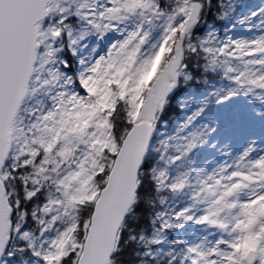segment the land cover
Listing matches in <instances>:
<instances>
[{
	"label": "snow or ice",
	"instance_id": "6c2138e0",
	"mask_svg": "<svg viewBox=\"0 0 264 264\" xmlns=\"http://www.w3.org/2000/svg\"><path fill=\"white\" fill-rule=\"evenodd\" d=\"M240 7L0 0V264H264V35L227 27L264 7Z\"/></svg>",
	"mask_w": 264,
	"mask_h": 264
},
{
	"label": "rangeland",
	"instance_id": "374dc122",
	"mask_svg": "<svg viewBox=\"0 0 264 264\" xmlns=\"http://www.w3.org/2000/svg\"><path fill=\"white\" fill-rule=\"evenodd\" d=\"M255 5L252 7H243L239 10L237 13L238 16L242 17L245 14H249L252 11L259 12V9L261 7H264V0H256ZM264 19L261 17H251L250 22L245 24H239L236 22H233L232 24H228L227 27L229 29L228 34L233 35L236 38H248L251 39L253 37H258L260 35H264V29H261L257 27V25L260 24V20ZM223 35H224V29H223ZM223 35L221 37H223ZM253 106L259 110V102H253ZM236 143L238 144L237 148L240 146V141L237 140ZM236 147V146H234ZM196 235H199L197 232Z\"/></svg>",
	"mask_w": 264,
	"mask_h": 264
},
{
	"label": "trees",
	"instance_id": "16d2710c",
	"mask_svg": "<svg viewBox=\"0 0 264 264\" xmlns=\"http://www.w3.org/2000/svg\"><path fill=\"white\" fill-rule=\"evenodd\" d=\"M236 3L241 6L240 7L241 9L242 7H247V6H251L252 4H254V0H236ZM218 28H220L219 25H218ZM222 30L223 28H220V35L222 34Z\"/></svg>",
	"mask_w": 264,
	"mask_h": 264
}]
</instances>
